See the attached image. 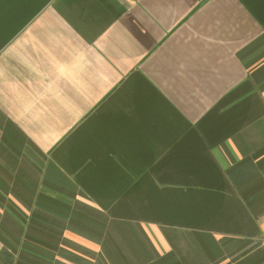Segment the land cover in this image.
<instances>
[{
	"label": "crops",
	"instance_id": "obj_1",
	"mask_svg": "<svg viewBox=\"0 0 264 264\" xmlns=\"http://www.w3.org/2000/svg\"><path fill=\"white\" fill-rule=\"evenodd\" d=\"M0 264H264V0H0Z\"/></svg>",
	"mask_w": 264,
	"mask_h": 264
}]
</instances>
